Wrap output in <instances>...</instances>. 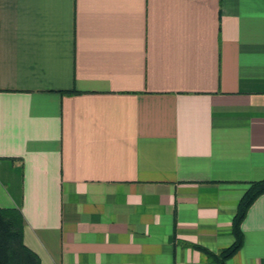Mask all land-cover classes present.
I'll use <instances>...</instances> for the list:
<instances>
[{
  "label": "crops",
  "instance_id": "1",
  "mask_svg": "<svg viewBox=\"0 0 264 264\" xmlns=\"http://www.w3.org/2000/svg\"><path fill=\"white\" fill-rule=\"evenodd\" d=\"M262 178L264 0H0V207L40 264H213ZM241 230L264 264V193Z\"/></svg>",
  "mask_w": 264,
  "mask_h": 264
},
{
  "label": "trees",
  "instance_id": "2",
  "mask_svg": "<svg viewBox=\"0 0 264 264\" xmlns=\"http://www.w3.org/2000/svg\"><path fill=\"white\" fill-rule=\"evenodd\" d=\"M64 93H73L64 91ZM264 193V178L249 183L240 198L236 212L231 220L232 242L217 252L200 245H192L206 255L213 264H228L227 261L243 245L241 223L247 210L258 196ZM25 220L18 208L0 207V264H40L39 256L23 242Z\"/></svg>",
  "mask_w": 264,
  "mask_h": 264
}]
</instances>
